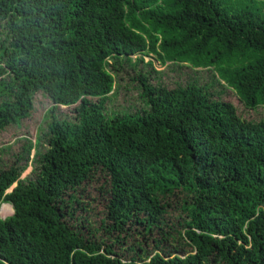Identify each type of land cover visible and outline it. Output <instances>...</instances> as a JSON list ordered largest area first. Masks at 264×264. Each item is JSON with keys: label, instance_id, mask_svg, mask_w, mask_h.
<instances>
[{"label": "trees", "instance_id": "16d2710c", "mask_svg": "<svg viewBox=\"0 0 264 264\" xmlns=\"http://www.w3.org/2000/svg\"><path fill=\"white\" fill-rule=\"evenodd\" d=\"M137 55L193 75L139 70L140 107L109 110ZM226 88L264 108V0H0V133L52 102L0 169V264H264V118Z\"/></svg>", "mask_w": 264, "mask_h": 264}, {"label": "rangeland", "instance_id": "374dc122", "mask_svg": "<svg viewBox=\"0 0 264 264\" xmlns=\"http://www.w3.org/2000/svg\"><path fill=\"white\" fill-rule=\"evenodd\" d=\"M134 61V57L132 58ZM145 63H132L123 64L121 71V79L118 81L120 89L116 95H110L107 108L109 110H134L141 105L140 91L138 90L136 83L132 79L136 76L139 70L149 71L151 77L160 79L164 85L172 88L174 82H181L187 79L189 75H193V71L187 68H178L176 66H170L169 64L161 66L153 57H143ZM152 60V68L146 66V62ZM113 62V61H111ZM118 67V66H117ZM119 68V67H118ZM120 69V68H119ZM154 69V70H153ZM158 72L159 74H155ZM196 75L199 76V83L203 84L207 81V71L197 70ZM116 79H118L116 77ZM218 91L219 88H214ZM224 101H228L234 105L238 115L245 120H259L264 118V108L259 107L257 110H249L244 107L240 102L239 97L235 91L231 88H226L221 97ZM34 108L30 114V117L23 120L19 126H10L4 132L0 133V169H8L12 163H14L18 157V154H24L23 146L27 143V140H31L34 144L37 137H42L46 131V123L50 118V111L52 108V102L44 96L42 93H37L33 100ZM57 116L62 118L64 115H70L71 108L60 107L56 110ZM28 138L27 140L23 139ZM46 145L44 144L41 151H44ZM35 150L30 153V158L34 157ZM31 162V161H30ZM33 165L29 163L28 167L21 175V179L30 178ZM100 182L99 179H95L89 185V193L85 195L83 200L88 204L87 208L89 212L99 213V207L93 202V189L96 183ZM95 183V184H94ZM16 184H14L9 190H11ZM98 186V185H97ZM99 188V186H98ZM86 194V193H85ZM13 214V209L9 204L0 205V218L4 219Z\"/></svg>", "mask_w": 264, "mask_h": 264}, {"label": "clouds", "instance_id": "9594fccd", "mask_svg": "<svg viewBox=\"0 0 264 264\" xmlns=\"http://www.w3.org/2000/svg\"><path fill=\"white\" fill-rule=\"evenodd\" d=\"M137 56H139V57H140V56H143V57H150V59H151V56H145V55H137ZM137 56H133L135 60H136V57H137ZM143 57H141V58L143 59ZM135 60H134V61H135ZM149 61H152V60H149ZM15 184H16V183H15ZM15 186H16V185H15ZM8 192H9V190H8ZM2 204H6V203H2ZM2 204H0V205H2ZM10 206H11V205H10ZM11 207H12V206H11ZM12 209H13V208H12Z\"/></svg>", "mask_w": 264, "mask_h": 264}, {"label": "water", "instance_id": "95a60500", "mask_svg": "<svg viewBox=\"0 0 264 264\" xmlns=\"http://www.w3.org/2000/svg\"><path fill=\"white\" fill-rule=\"evenodd\" d=\"M14 187H15V186H14ZM14 187H13V188H14ZM13 188H12L11 190H9V192H11V191L13 190Z\"/></svg>", "mask_w": 264, "mask_h": 264}]
</instances>
